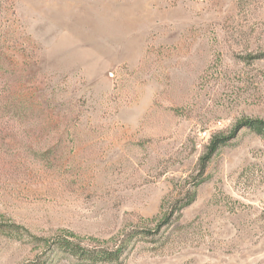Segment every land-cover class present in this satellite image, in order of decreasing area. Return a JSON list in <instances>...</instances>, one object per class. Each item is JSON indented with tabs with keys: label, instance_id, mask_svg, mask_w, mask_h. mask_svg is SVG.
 I'll list each match as a JSON object with an SVG mask.
<instances>
[{
	"label": "rangeland",
	"instance_id": "rangeland-1",
	"mask_svg": "<svg viewBox=\"0 0 264 264\" xmlns=\"http://www.w3.org/2000/svg\"><path fill=\"white\" fill-rule=\"evenodd\" d=\"M245 119H264V0H0V224L155 232L119 264H264V140ZM44 255L0 231V264Z\"/></svg>",
	"mask_w": 264,
	"mask_h": 264
},
{
	"label": "trees",
	"instance_id": "trees-1",
	"mask_svg": "<svg viewBox=\"0 0 264 264\" xmlns=\"http://www.w3.org/2000/svg\"><path fill=\"white\" fill-rule=\"evenodd\" d=\"M239 125L242 129L246 128L264 140V119H245L242 120ZM227 141L226 138H215L211 142L208 155L204 157L203 162L206 160L209 161L218 149L227 144ZM204 165L205 164H203V167L205 168L206 166ZM199 185L200 183L193 186V192L189 193L185 198L181 210L191 206L196 201L197 188ZM171 219L172 215L165 216L160 227L169 224ZM22 230L23 229L17 226L0 224V231H6L19 238H23L27 235L33 239V242L44 247L45 260H40L38 264H45L48 259L57 258L59 256H67L82 261L85 264H119L135 239L155 233L148 230L126 231L111 241L103 242L94 238H83L67 230H60L53 237L40 240L30 235L28 232H26L27 234L24 233Z\"/></svg>",
	"mask_w": 264,
	"mask_h": 264
}]
</instances>
